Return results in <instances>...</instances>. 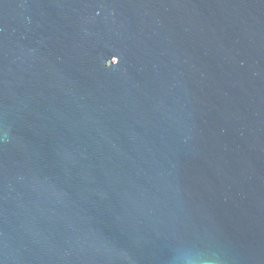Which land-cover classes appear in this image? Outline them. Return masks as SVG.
<instances>
[{
  "label": "water",
  "instance_id": "water-1",
  "mask_svg": "<svg viewBox=\"0 0 264 264\" xmlns=\"http://www.w3.org/2000/svg\"><path fill=\"white\" fill-rule=\"evenodd\" d=\"M0 264H264V0H0Z\"/></svg>",
  "mask_w": 264,
  "mask_h": 264
}]
</instances>
